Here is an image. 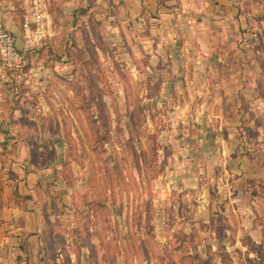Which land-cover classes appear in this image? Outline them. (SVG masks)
I'll return each instance as SVG.
<instances>
[{
    "label": "rangeland",
    "instance_id": "obj_1",
    "mask_svg": "<svg viewBox=\"0 0 264 264\" xmlns=\"http://www.w3.org/2000/svg\"><path fill=\"white\" fill-rule=\"evenodd\" d=\"M84 4L65 32L77 92L73 100L58 93L71 99L73 124L62 126L70 198L46 226L56 232H47L46 257L52 264H264V124L259 111L246 109L264 101V71L245 98L176 89L186 80L162 77L160 68L178 64L160 61L158 20L125 29L122 13ZM26 43L19 47L28 54ZM194 79L215 84L216 77ZM242 111L249 117L242 120Z\"/></svg>",
    "mask_w": 264,
    "mask_h": 264
},
{
    "label": "crops",
    "instance_id": "obj_2",
    "mask_svg": "<svg viewBox=\"0 0 264 264\" xmlns=\"http://www.w3.org/2000/svg\"><path fill=\"white\" fill-rule=\"evenodd\" d=\"M84 2L48 0L45 35L27 54L25 79L0 78V264H52L45 255V243L47 232H56L46 231V226L54 219L55 206L68 205L71 190L65 175L68 135L62 127L73 124L67 110L71 99L64 102L58 93L67 100V92L73 100L77 92L72 81L78 66L65 32L72 29L76 11L86 8ZM96 2L99 13H116L115 18L122 13L124 21L118 26L125 29L130 23L159 21L160 61L178 64L160 68L162 77L186 80L182 86L174 84L176 89L199 88L244 98L256 92V78L264 71V0ZM30 9L31 0H0V16L20 47L27 33L23 17ZM180 44V52L170 50ZM237 66L243 69L238 72ZM211 75L216 77L215 84L201 81L198 85L194 79ZM247 106L260 112L257 115L264 124V101H248ZM248 117L242 111L241 119ZM258 133L262 139L260 128Z\"/></svg>",
    "mask_w": 264,
    "mask_h": 264
},
{
    "label": "built area",
    "instance_id": "obj_3",
    "mask_svg": "<svg viewBox=\"0 0 264 264\" xmlns=\"http://www.w3.org/2000/svg\"><path fill=\"white\" fill-rule=\"evenodd\" d=\"M48 16V0H31V9L25 17L23 27L25 30H30L35 22L36 28L33 35H30L28 40L26 39L28 48H37L40 45L39 42L45 35L44 24ZM27 66L26 50L17 45L14 33L7 28L0 16V78L24 80L27 75Z\"/></svg>",
    "mask_w": 264,
    "mask_h": 264
}]
</instances>
